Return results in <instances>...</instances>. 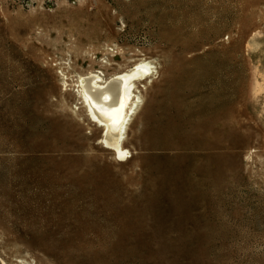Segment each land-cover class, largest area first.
<instances>
[{
	"label": "rangeland",
	"instance_id": "obj_1",
	"mask_svg": "<svg viewBox=\"0 0 264 264\" xmlns=\"http://www.w3.org/2000/svg\"><path fill=\"white\" fill-rule=\"evenodd\" d=\"M0 264H264V0H0Z\"/></svg>",
	"mask_w": 264,
	"mask_h": 264
},
{
	"label": "bare ground",
	"instance_id": "obj_2",
	"mask_svg": "<svg viewBox=\"0 0 264 264\" xmlns=\"http://www.w3.org/2000/svg\"><path fill=\"white\" fill-rule=\"evenodd\" d=\"M148 74L146 63H136L125 74L105 81L95 73L81 79L80 88L84 97L81 98L87 108L86 112L102 127V143L113 148L120 157L124 156L126 150L122 148V143L128 122L141 100L137 89L140 81Z\"/></svg>",
	"mask_w": 264,
	"mask_h": 264
}]
</instances>
